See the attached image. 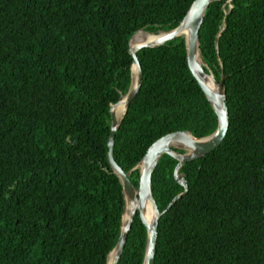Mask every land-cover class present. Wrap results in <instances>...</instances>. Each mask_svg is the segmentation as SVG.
Masks as SVG:
<instances>
[{
    "label": "trees",
    "instance_id": "trees-1",
    "mask_svg": "<svg viewBox=\"0 0 264 264\" xmlns=\"http://www.w3.org/2000/svg\"><path fill=\"white\" fill-rule=\"evenodd\" d=\"M192 1L0 0V264H106L123 211L109 107L129 87L128 42L175 27ZM198 35L207 67L225 75L228 125L180 167L186 191L168 208L183 191L177 160L155 165L154 264H264V0L211 1ZM136 54L141 85L113 145L125 171L160 136L217 124L182 37ZM145 242L136 212L116 264H141Z\"/></svg>",
    "mask_w": 264,
    "mask_h": 264
},
{
    "label": "water",
    "instance_id": "water-1",
    "mask_svg": "<svg viewBox=\"0 0 264 264\" xmlns=\"http://www.w3.org/2000/svg\"><path fill=\"white\" fill-rule=\"evenodd\" d=\"M211 1L213 0H193L175 27L168 30H159L156 33H153V38L151 40L133 41L135 33L140 30L152 34L143 29H138L129 39L128 52L132 58L129 87L127 91L124 94H121L120 98L109 107L110 131L106 143V157L112 172L117 176L121 184L123 211L121 214L119 236L116 244L107 254L106 264L117 263L123 250L131 221L136 212L146 229V242L141 264H154L157 223L160 215L164 211L158 210L156 202L152 196L151 174L155 165L162 154H168L177 160L173 170V178L177 183L183 186V191L179 192L171 199L167 205L168 208L186 191L187 182L183 174L179 171L180 167L186 162L200 158L213 150L221 142L227 130L228 114L225 102V75L220 66V78L218 80L215 78L211 70L207 67L199 48V28L205 10ZM231 1L232 0H226L228 7H231ZM228 12L229 10H226L225 15ZM177 36L184 39L187 65L216 114V127L211 133L202 137H197L188 130H177L166 133L154 140L148 146L139 161L131 169L125 171L119 166L113 156V145L115 133L119 127L121 117L141 85L142 70L136 52L141 48L160 46L164 42ZM216 40L217 38H215V42ZM211 84H214L216 89H213ZM119 104H122L124 109L122 115L117 118L115 111ZM134 169H138L137 187H135L130 180V174ZM146 203H149V207H151L153 213L151 223H147L143 215Z\"/></svg>",
    "mask_w": 264,
    "mask_h": 264
},
{
    "label": "bare ground",
    "instance_id": "bare-ground-1",
    "mask_svg": "<svg viewBox=\"0 0 264 264\" xmlns=\"http://www.w3.org/2000/svg\"><path fill=\"white\" fill-rule=\"evenodd\" d=\"M141 32H144L142 30L138 31L135 33L134 35V38H133V41H141V40H151L153 38V33L152 34H149L148 32H144V34H141ZM212 88L213 89H216V86L214 84H211ZM123 105L122 104H119L117 107H116V116L117 118L120 117L123 113ZM143 215H144V218L146 220L147 223H151L152 222V219H153V213H152V210H151V207H149V203H146L145 204V208L143 210Z\"/></svg>",
    "mask_w": 264,
    "mask_h": 264
},
{
    "label": "rangeland",
    "instance_id": "rangeland-1",
    "mask_svg": "<svg viewBox=\"0 0 264 264\" xmlns=\"http://www.w3.org/2000/svg\"><path fill=\"white\" fill-rule=\"evenodd\" d=\"M141 34H144V32H141Z\"/></svg>",
    "mask_w": 264,
    "mask_h": 264
}]
</instances>
